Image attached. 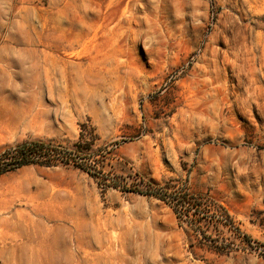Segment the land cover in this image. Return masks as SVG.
I'll return each mask as SVG.
<instances>
[{
  "label": "rangeland",
  "instance_id": "1",
  "mask_svg": "<svg viewBox=\"0 0 264 264\" xmlns=\"http://www.w3.org/2000/svg\"><path fill=\"white\" fill-rule=\"evenodd\" d=\"M0 264H264V0H0Z\"/></svg>",
  "mask_w": 264,
  "mask_h": 264
},
{
  "label": "trees",
  "instance_id": "2",
  "mask_svg": "<svg viewBox=\"0 0 264 264\" xmlns=\"http://www.w3.org/2000/svg\"><path fill=\"white\" fill-rule=\"evenodd\" d=\"M25 149H29V148H27L26 145H22V146L18 147V148H17V150H18V155H22L23 152L25 151ZM29 150H30V149H29Z\"/></svg>",
  "mask_w": 264,
  "mask_h": 264
}]
</instances>
